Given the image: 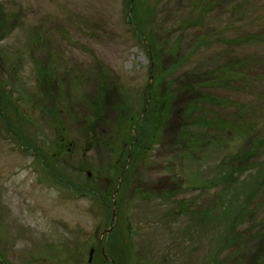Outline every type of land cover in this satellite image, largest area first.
Returning a JSON list of instances; mask_svg holds the SVG:
<instances>
[{
  "label": "rangeland",
  "instance_id": "374dc122",
  "mask_svg": "<svg viewBox=\"0 0 264 264\" xmlns=\"http://www.w3.org/2000/svg\"><path fill=\"white\" fill-rule=\"evenodd\" d=\"M130 1L0 0V264H264V0Z\"/></svg>",
  "mask_w": 264,
  "mask_h": 264
},
{
  "label": "trees",
  "instance_id": "16d2710c",
  "mask_svg": "<svg viewBox=\"0 0 264 264\" xmlns=\"http://www.w3.org/2000/svg\"><path fill=\"white\" fill-rule=\"evenodd\" d=\"M130 3H131V1L129 0V4ZM110 233H111V237L107 241L109 242V246L111 247V251L110 252L112 253V257H113L112 259L113 260H117L116 259L117 257H118V259H121L122 256L124 257V254H125V251H126V245L121 240V238L119 236V233L117 232V228L116 227H114V229Z\"/></svg>",
  "mask_w": 264,
  "mask_h": 264
},
{
  "label": "water",
  "instance_id": "95a60500",
  "mask_svg": "<svg viewBox=\"0 0 264 264\" xmlns=\"http://www.w3.org/2000/svg\"><path fill=\"white\" fill-rule=\"evenodd\" d=\"M113 217H115L114 212H113ZM111 228H112V226H111ZM111 228H110L109 230L105 231V233H108V232L111 230ZM90 260H91V256L89 257V261H90Z\"/></svg>",
  "mask_w": 264,
  "mask_h": 264
}]
</instances>
